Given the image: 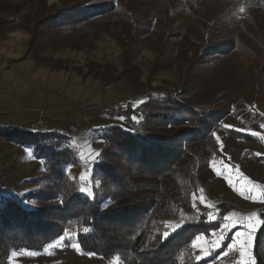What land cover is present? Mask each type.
I'll use <instances>...</instances> for the list:
<instances>
[{
    "label": "rangeland",
    "instance_id": "1",
    "mask_svg": "<svg viewBox=\"0 0 264 264\" xmlns=\"http://www.w3.org/2000/svg\"><path fill=\"white\" fill-rule=\"evenodd\" d=\"M68 3L0 0V120L16 122L27 129L42 119L48 130L63 134L60 146H68L73 152L72 163L66 167L68 179L82 196L98 199L100 211L110 212L132 200L101 186L95 162L102 141L95 137L100 130L94 129L119 125L134 132L127 115L116 114L117 111L130 110L131 119L138 122L142 116L136 108L144 100L146 90L178 94L182 76H193V86H202L186 102L197 103L206 98L209 104L229 105L230 109L211 131L205 171L208 180L196 176L197 188L188 192L177 214L166 220L163 236L201 214L213 221L219 215L218 205L229 204L233 208L225 213L217 230L195 236L190 256L195 260L209 258L205 264L253 263L252 244L261 224L259 212L264 208V49L252 41L250 47L257 55L231 51L228 55L209 56L198 64L193 62L192 52L181 55L175 45L162 46V40L153 32L129 40L118 16L108 14L78 25L83 35L80 46L43 44L35 52L37 58L30 51L32 47H28L30 33L21 24L32 25ZM148 16L167 31L194 26L185 15L168 21L161 3L151 7ZM47 35L40 34L37 39L41 43ZM226 129L246 133L252 140L228 138ZM39 162L44 168L43 161ZM42 178L46 183L42 190H48L49 181ZM7 181L8 173L5 184ZM166 181L171 179L163 180ZM26 197H20L26 207L58 203L54 195L47 200L30 193ZM231 229L234 230L228 246L233 255L228 258V254H215ZM85 231V226L71 220L63 233L40 251L12 249L9 264H120L116 256L101 257L81 251L76 237Z\"/></svg>",
    "mask_w": 264,
    "mask_h": 264
},
{
    "label": "trees",
    "instance_id": "2",
    "mask_svg": "<svg viewBox=\"0 0 264 264\" xmlns=\"http://www.w3.org/2000/svg\"><path fill=\"white\" fill-rule=\"evenodd\" d=\"M68 6L48 13L32 25L21 24L30 33L28 47L36 55L43 44L80 46L83 35L79 24L100 15L116 14L125 29V37L153 32L162 46L175 45L179 54L192 52L193 62L201 63L214 55L240 51L257 55L252 41L264 49V0H68ZM161 3L168 21L185 15L194 26L167 31L149 18L150 8ZM240 9L244 13H239ZM10 25L8 22H3ZM14 24V23H12ZM11 26V25H10ZM46 33L44 41L38 35ZM163 49L160 48L159 51ZM264 53V52H263ZM36 58V57H35ZM178 94L146 90L136 108L141 119L127 115L134 132L119 125L94 129L102 141L95 162L103 189L114 191L132 201L121 209L102 212L99 200L89 199L75 190L67 177L66 166L73 152L60 146L64 135L55 131H30L13 126H0V135L18 145L33 148L43 161L48 190L31 194L47 200L54 195L57 204L26 207L18 195L0 194V264H9L12 249L42 250L59 237L65 225L76 220L86 227L76 240L84 253L101 257L116 256L120 264H205L209 258L195 260L189 250L195 236L217 230L225 213L233 206L219 204V215L209 221L201 214L185 221L178 229L163 236L162 228L187 200L189 191L197 188L196 176L205 177L211 131L229 113V105L186 102L185 99L202 85H194V77L182 76ZM191 85V86H190ZM223 90V89H222ZM182 100V101H181ZM186 103H184V102ZM225 135L236 140H252L241 131L226 129ZM171 179L163 182V180ZM70 191V193L68 192ZM186 195V196H185ZM98 198V197H97ZM261 224L252 245L253 263L264 264V208L259 212ZM234 229L226 232L219 249L228 245Z\"/></svg>",
    "mask_w": 264,
    "mask_h": 264
},
{
    "label": "crops",
    "instance_id": "3",
    "mask_svg": "<svg viewBox=\"0 0 264 264\" xmlns=\"http://www.w3.org/2000/svg\"><path fill=\"white\" fill-rule=\"evenodd\" d=\"M3 124L26 129L16 122L7 123L6 120H0V126ZM0 154L5 161V167L8 173V183L0 190V194L18 195L25 199L28 193H30V195L35 194L43 189L46 184L42 178L44 168L42 165L39 166L41 163L39 159L35 157L31 146L18 145L14 141L0 135ZM229 247L230 246H228V249ZM226 248L219 255L225 256L228 254L227 257L229 258L233 255L229 253L232 250H226Z\"/></svg>",
    "mask_w": 264,
    "mask_h": 264
},
{
    "label": "built area",
    "instance_id": "4",
    "mask_svg": "<svg viewBox=\"0 0 264 264\" xmlns=\"http://www.w3.org/2000/svg\"><path fill=\"white\" fill-rule=\"evenodd\" d=\"M27 129L30 131H39V132L48 131V129H47V127H46V125L42 119H40L36 123H31ZM6 179H7V173H6L5 163L2 159V157L0 156V190L3 188V186L6 182Z\"/></svg>",
    "mask_w": 264,
    "mask_h": 264
},
{
    "label": "snow or ice",
    "instance_id": "5",
    "mask_svg": "<svg viewBox=\"0 0 264 264\" xmlns=\"http://www.w3.org/2000/svg\"><path fill=\"white\" fill-rule=\"evenodd\" d=\"M217 172H219V171H217ZM220 173V172H219ZM220 174H222V173H220ZM81 179L83 180L84 179V177L83 176H81ZM230 183H231V181H229ZM82 191H83V189H82ZM241 192H244L243 190H241ZM209 207H211V205H209ZM216 217L214 216V219H215ZM249 227L250 228H255V225H249ZM165 236H167L168 235V233L166 232L165 234H164ZM193 246H195V244L193 245ZM216 246H219V241H217V244H216Z\"/></svg>",
    "mask_w": 264,
    "mask_h": 264
}]
</instances>
